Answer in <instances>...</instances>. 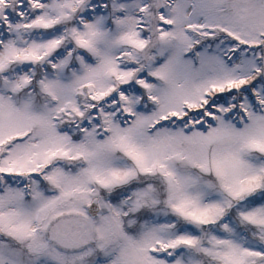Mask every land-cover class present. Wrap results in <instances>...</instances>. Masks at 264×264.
Instances as JSON below:
<instances>
[{
	"label": "snow or ice",
	"instance_id": "obj_1",
	"mask_svg": "<svg viewBox=\"0 0 264 264\" xmlns=\"http://www.w3.org/2000/svg\"><path fill=\"white\" fill-rule=\"evenodd\" d=\"M0 264H264V0H0Z\"/></svg>",
	"mask_w": 264,
	"mask_h": 264
}]
</instances>
